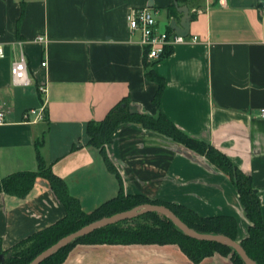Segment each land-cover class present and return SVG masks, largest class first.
<instances>
[{
    "label": "crops",
    "instance_id": "obj_1",
    "mask_svg": "<svg viewBox=\"0 0 264 264\" xmlns=\"http://www.w3.org/2000/svg\"><path fill=\"white\" fill-rule=\"evenodd\" d=\"M187 5L189 37L151 67L165 81L148 78L144 47L132 33L133 7L158 10V26L172 29ZM264 0H0V181L18 171L37 170L35 139L47 129L42 153L86 212L126 194L183 205L199 215H231L237 240L251 221L233 180L205 156L134 122L118 126L106 150L121 175L109 169L90 144L87 125L102 120L127 98L143 113L163 111L180 129L225 153L252 178L264 216ZM174 6V7H173ZM162 12L166 14L164 20ZM163 20V21H162ZM176 31V30H175ZM46 36L45 42L36 37ZM24 42L33 83L15 85L11 66ZM47 65L43 66L42 61ZM149 66V65H148ZM46 85L48 91L39 89ZM35 110V112H31ZM66 214L50 183L38 177L25 197L0 192L3 250ZM63 264H235L215 252L193 262L177 244L78 243Z\"/></svg>",
    "mask_w": 264,
    "mask_h": 264
},
{
    "label": "trees",
    "instance_id": "obj_2",
    "mask_svg": "<svg viewBox=\"0 0 264 264\" xmlns=\"http://www.w3.org/2000/svg\"><path fill=\"white\" fill-rule=\"evenodd\" d=\"M178 1L187 3L189 0ZM192 17L194 18L195 15H192ZM171 52L172 49H168L163 58L167 57ZM151 64L149 62V66L147 65L146 74L149 79L159 83L154 98L155 103L159 105L165 88V81L152 69ZM130 105L131 103L127 98L122 99L111 108L104 119L91 120L87 125L89 142L101 150L109 169L115 172L121 180V175L116 165L107 153L106 145L113 141L116 129L125 122L139 123L145 128L160 132L196 153L205 156L211 163L225 172L237 187L247 216L251 221L248 235L240 242L257 264H264V216L261 208V199L253 186L251 176L244 173L225 153L213 144L180 129L163 111H160L157 116L143 112L132 113ZM47 131L45 129L35 139L38 161L37 170L18 171L2 178L0 181V192L25 197L33 189L37 178L43 177L49 181L53 192L65 207L66 214L54 224L29 235L8 250H3L0 239V253H11V256L7 257L3 264H28L59 239L81 227L97 219L131 209L144 203L166 205L189 226L200 232L226 234L237 240L238 222L234 216L224 214L202 216L183 205L151 200L140 194H126L122 185L116 197L104 202L92 212H86L80 200L69 192L66 181L53 171L52 164L46 161L42 153V148L45 146L47 140ZM78 243L177 244L196 263L213 255L215 252H219L223 255L231 256L235 264H246L233 247L192 238L179 229L171 219L158 212H148L139 217L100 228L74 240L40 264H63L70 250Z\"/></svg>",
    "mask_w": 264,
    "mask_h": 264
},
{
    "label": "built area",
    "instance_id": "obj_3",
    "mask_svg": "<svg viewBox=\"0 0 264 264\" xmlns=\"http://www.w3.org/2000/svg\"><path fill=\"white\" fill-rule=\"evenodd\" d=\"M264 10V4L262 5ZM158 10L149 7H133L127 14V23L132 33H139L140 43L144 47L145 59L149 62H156L163 59L168 49L182 43H196L199 40L197 35L189 37L177 33L174 29L161 30L158 26ZM38 42H45L46 36L40 34L36 37ZM20 52L18 57L13 61L11 66V75L15 85L28 86L33 83L30 74L29 62L27 54L24 50V42H18ZM6 56V49L0 43V58ZM42 65L46 66L47 61L43 60ZM42 93H46L48 88L46 85L39 87ZM259 114L264 117V107H260ZM35 112V110H31ZM7 120L6 111L0 109V126L4 125Z\"/></svg>",
    "mask_w": 264,
    "mask_h": 264
},
{
    "label": "water",
    "instance_id": "obj_4",
    "mask_svg": "<svg viewBox=\"0 0 264 264\" xmlns=\"http://www.w3.org/2000/svg\"><path fill=\"white\" fill-rule=\"evenodd\" d=\"M179 11L183 12L182 21L178 24L176 21H173L171 24L172 29L176 30L177 33L187 36L190 30L191 23V13L190 9L187 5L179 6L178 2H175ZM130 110L132 113H142L137 105L131 104ZM257 191V190H256ZM148 212H158L160 214L165 215L169 219H171L174 224L181 229L186 235L203 241H211L217 242L223 245H228L233 247L243 258L246 264H257V262L249 256L245 248L242 246L241 242L233 239L232 237L221 234V233H204L200 232L191 226H189L186 222H184L171 208L163 204H153V203H144L138 206H135L131 209L117 212L110 216H105L103 218L97 219L80 229L62 237L56 243L42 251L39 255H37L30 263L28 264H40L62 248L68 246L74 240L88 235L100 228L106 227L108 225L116 224L118 222L133 219L139 217ZM11 256V253L5 254L0 253V264H3L7 257Z\"/></svg>",
    "mask_w": 264,
    "mask_h": 264
},
{
    "label": "rangeland",
    "instance_id": "obj_5",
    "mask_svg": "<svg viewBox=\"0 0 264 264\" xmlns=\"http://www.w3.org/2000/svg\"><path fill=\"white\" fill-rule=\"evenodd\" d=\"M162 15H163V17H164V20H165V19L167 20V16H166V14L162 12ZM162 21H163V20H162Z\"/></svg>",
    "mask_w": 264,
    "mask_h": 264
}]
</instances>
